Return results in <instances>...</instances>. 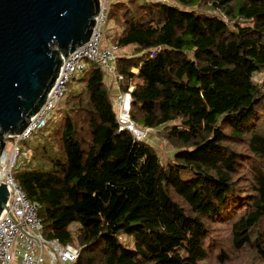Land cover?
Here are the masks:
<instances>
[{"label":"trees","instance_id":"1","mask_svg":"<svg viewBox=\"0 0 264 264\" xmlns=\"http://www.w3.org/2000/svg\"><path fill=\"white\" fill-rule=\"evenodd\" d=\"M103 44L122 78L89 63L14 172L44 237L75 264H264V0H111Z\"/></svg>","mask_w":264,"mask_h":264},{"label":"water","instance_id":"2","mask_svg":"<svg viewBox=\"0 0 264 264\" xmlns=\"http://www.w3.org/2000/svg\"><path fill=\"white\" fill-rule=\"evenodd\" d=\"M100 12V0H0V158L7 139L21 135L42 110L66 59L91 40ZM124 97L128 117L132 98ZM129 120L120 121L121 130L141 137ZM8 204L2 184L0 218Z\"/></svg>","mask_w":264,"mask_h":264},{"label":"built area","instance_id":"3","mask_svg":"<svg viewBox=\"0 0 264 264\" xmlns=\"http://www.w3.org/2000/svg\"><path fill=\"white\" fill-rule=\"evenodd\" d=\"M100 1L101 12L91 40L66 59L56 87L26 130L19 136L7 139V144L11 142V149L7 150L6 144L0 158V185L8 187L9 210H5L0 218V264H14L15 260L17 264H75L80 258V249L58 239L48 240L44 237V223L39 214L41 206L27 197L14 172L20 167V160L27 161L33 156L31 149L23 151L19 144L48 125L50 116L64 98L68 84L77 74L86 71L89 63L97 64L114 77L122 78L116 68L118 45L103 44L111 0ZM144 136L143 133L137 138L141 140Z\"/></svg>","mask_w":264,"mask_h":264},{"label":"rangeland","instance_id":"4","mask_svg":"<svg viewBox=\"0 0 264 264\" xmlns=\"http://www.w3.org/2000/svg\"><path fill=\"white\" fill-rule=\"evenodd\" d=\"M155 52V51H154ZM124 53V50L123 49H119V51H118V54L120 55V54H123ZM80 76V74H77L76 75V77L78 78ZM261 78H264V74H259V75H257L256 76V78H255V80L256 81H259ZM122 99H123V97L121 98V97H119V98H116L115 100H114V106H115V103L116 102H118V103H121V101H122ZM64 100V99H63ZM62 100V101H63ZM56 111H57V109L52 113V115L50 116V119L51 118H53L54 117V115L56 114ZM116 111V110H115ZM116 113H117V111H116ZM118 115V114H117ZM130 123H128L127 125H129ZM39 132V131H38ZM34 136V135H33ZM33 136L29 139V140H27V141H25V142H21L20 144H19V146H20V148L23 150V151H26L29 147H31L32 146V142H33V140H32V138H33ZM147 137H149L148 138V140L153 144V145H155L157 148H159L160 149V157L162 158V163L163 164H167L168 163V161H169V158H170V156L172 155V150L170 149V147H167V146H164L160 141H159V139L155 136V135H153V133H152V135H150V134H148V136ZM11 149V142L10 141H8V144H7V150H10ZM24 161L23 160H20V163L22 164ZM79 226H80V224L79 223H74V224H72L71 225V227H70V229H71V231L72 232H76L77 231V229L79 228ZM121 242H122V244L126 247V248H128V249H135V239H134V236L133 235H128V234H121ZM14 264H17V261L15 260V263Z\"/></svg>","mask_w":264,"mask_h":264},{"label":"bare ground","instance_id":"5","mask_svg":"<svg viewBox=\"0 0 264 264\" xmlns=\"http://www.w3.org/2000/svg\"><path fill=\"white\" fill-rule=\"evenodd\" d=\"M115 109L117 111L119 120L123 122L125 125L130 123L129 116L127 117V100H125V97H123L121 103L116 102L115 103Z\"/></svg>","mask_w":264,"mask_h":264}]
</instances>
